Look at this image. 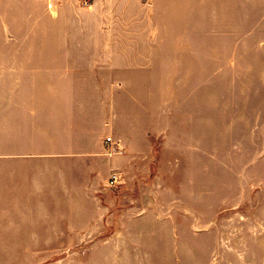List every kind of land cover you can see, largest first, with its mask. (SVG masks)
Masks as SVG:
<instances>
[{
    "label": "crops",
    "instance_id": "1",
    "mask_svg": "<svg viewBox=\"0 0 264 264\" xmlns=\"http://www.w3.org/2000/svg\"><path fill=\"white\" fill-rule=\"evenodd\" d=\"M263 36L264 0H0V123L17 142L0 161V248L100 232L112 173L131 189L149 153L120 91L165 90L221 43Z\"/></svg>",
    "mask_w": 264,
    "mask_h": 264
},
{
    "label": "rangeland",
    "instance_id": "2",
    "mask_svg": "<svg viewBox=\"0 0 264 264\" xmlns=\"http://www.w3.org/2000/svg\"><path fill=\"white\" fill-rule=\"evenodd\" d=\"M216 48L181 83L120 91L149 153L136 187H109L100 232L37 235L0 264H264V39ZM1 129L4 161L17 142Z\"/></svg>",
    "mask_w": 264,
    "mask_h": 264
},
{
    "label": "built area",
    "instance_id": "3",
    "mask_svg": "<svg viewBox=\"0 0 264 264\" xmlns=\"http://www.w3.org/2000/svg\"><path fill=\"white\" fill-rule=\"evenodd\" d=\"M107 141H112V137H108ZM119 149L115 150L118 151ZM118 181V175L117 173H113L110 178V184L114 185Z\"/></svg>",
    "mask_w": 264,
    "mask_h": 264
}]
</instances>
